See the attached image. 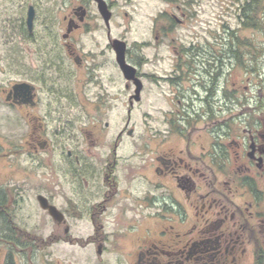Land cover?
I'll return each instance as SVG.
<instances>
[{
	"label": "flooded vegetation",
	"instance_id": "obj_1",
	"mask_svg": "<svg viewBox=\"0 0 264 264\" xmlns=\"http://www.w3.org/2000/svg\"><path fill=\"white\" fill-rule=\"evenodd\" d=\"M64 6L0 0V264H70L69 246L82 264H264V94L229 88L241 45L221 37L214 48L154 20L156 42L141 43L151 53L133 61L105 21L104 46H86L85 2L55 30ZM145 98L170 109L145 112L139 128L131 119ZM235 99L233 125L219 115Z\"/></svg>",
	"mask_w": 264,
	"mask_h": 264
},
{
	"label": "rangeland",
	"instance_id": "obj_2",
	"mask_svg": "<svg viewBox=\"0 0 264 264\" xmlns=\"http://www.w3.org/2000/svg\"><path fill=\"white\" fill-rule=\"evenodd\" d=\"M39 1V0H37ZM112 4L113 16L110 21L111 30L113 35L119 38H125L129 45V55L132 60L138 59V56L144 53L149 54L151 50L144 48L141 44L143 41H153L154 34L152 33V26L154 20L159 22V25H166L167 28L173 24L175 35L179 34L190 35L194 33L198 36V42L205 44L211 43L214 48L222 47V43H217L220 38L234 39V42L229 45L230 48H238L241 45V38L247 39L250 46H241V65H229V88H238L235 94L243 96L264 94V27L258 28L245 27L242 24L241 28L239 22V4L240 0H108ZM87 3L90 9V17L88 18V27L91 33L85 34L84 40L86 46H93L94 41L101 40L100 46H104L102 36L107 27L97 9L96 3L93 0H67V6L62 8V12L55 14L57 21H54L56 26L55 30L61 28V17L67 12L71 11L73 6L78 4ZM260 3L264 5V0ZM62 7V6H61ZM264 6L260 9V18L264 19ZM183 13L186 15L184 16ZM164 16V18H163ZM172 16H177L180 19H185V24L180 25L172 20ZM186 17V18H184ZM257 17V18H258ZM256 18V19H257ZM238 35L240 40L234 36ZM244 44V43H243ZM163 47L166 45H162ZM256 52L255 56H251L249 52ZM238 52V51H237ZM239 55V54H238ZM236 60V59H235ZM109 66V65H107ZM167 66V65H166ZM168 67V66H167ZM147 67H144L146 70ZM248 86V87H246ZM127 98L124 95H119L117 101V109L115 116L109 121L112 122V127L118 129L125 125ZM236 100V99H235ZM241 109H246V104ZM253 104V102H252ZM167 101H152L146 98L142 103L137 104L131 124H136L139 128L143 124L144 113L151 112V119L161 117L160 109H170ZM217 105V104H215ZM220 104L217 106L219 108ZM243 106V107H242ZM172 108V107H171ZM227 112L219 115L220 120L228 116L229 123L236 124V118L240 112V102L230 101L228 103ZM105 119H103L104 121ZM215 122H218L214 120ZM151 122V121H150ZM155 125V124H154ZM30 197L33 193L30 192ZM33 206V204H30ZM84 230L76 229L75 233L83 234ZM88 232V231H87ZM69 256H71L70 264H82V257L79 255V248L77 246H69Z\"/></svg>",
	"mask_w": 264,
	"mask_h": 264
},
{
	"label": "water",
	"instance_id": "obj_3",
	"mask_svg": "<svg viewBox=\"0 0 264 264\" xmlns=\"http://www.w3.org/2000/svg\"><path fill=\"white\" fill-rule=\"evenodd\" d=\"M98 4V9L100 14L103 16L104 21L107 26H110V19L112 17V11L109 8V5L106 0H96ZM79 10H81L80 15L81 19L85 16L86 10L83 7H79ZM34 17V8L31 7L29 10V17H28V23L31 24ZM115 48L117 49V61L121 67V70L123 71L124 75L128 79H134L136 84V94L135 99H140V90H141V80L139 77L136 76V68L129 63H127L125 58L126 53V43L124 41H121L119 39L115 40L114 43Z\"/></svg>",
	"mask_w": 264,
	"mask_h": 264
},
{
	"label": "trees",
	"instance_id": "obj_4",
	"mask_svg": "<svg viewBox=\"0 0 264 264\" xmlns=\"http://www.w3.org/2000/svg\"><path fill=\"white\" fill-rule=\"evenodd\" d=\"M260 1L261 0H240V4L238 6L239 7V17L241 15L243 26L253 27V28H258L259 26H262V28L264 27V19L258 17L259 16L258 14H260V16H261L260 9H262L264 6L260 3ZM234 37L236 39H238V42H239V40H240L239 36L236 35ZM231 40H232V42H231V44H232L234 42V39H231ZM242 45L243 46L246 45V47L250 46L247 39H245V41H244V39L241 38V46ZM249 53L251 56H253V55L255 56V54H256V52H253V51L249 52Z\"/></svg>",
	"mask_w": 264,
	"mask_h": 264
}]
</instances>
